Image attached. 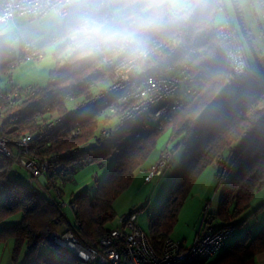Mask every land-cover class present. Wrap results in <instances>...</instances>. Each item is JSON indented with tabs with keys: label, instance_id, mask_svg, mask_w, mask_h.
<instances>
[{
	"label": "trees",
	"instance_id": "16d2710c",
	"mask_svg": "<svg viewBox=\"0 0 264 264\" xmlns=\"http://www.w3.org/2000/svg\"><path fill=\"white\" fill-rule=\"evenodd\" d=\"M190 2L197 3L199 9L189 14L186 19L177 21L159 40L177 42V52L166 56L165 51L153 58L154 65L160 70L177 63L187 66L185 76L196 84L192 98L183 103L177 112L156 123L155 129L151 128L138 139L134 138L130 125L125 124L117 126L119 132L115 140L93 142L91 138L93 139L96 130L97 114L89 113L79 120L82 129L79 136H61L43 151L46 155L58 154L59 162L68 166L67 182L87 166L93 165L105 171L104 177L96 182L97 188L93 197L87 192L71 197L69 207L75 219L73 225L67 222L63 214L61 193L59 197L51 196L47 194L49 191L45 190L47 195L40 194L13 180L10 172L13 166H18L11 159L0 155V224L6 217L21 215L20 222L4 225L0 229V243L12 242L13 264L19 261L22 251L23 264H80L81 261L77 257L53 243L50 235L63 227L85 247L97 246L114 228V201L131 186L135 173L147 162L157 140L168 131L171 132L168 144L177 142L164 150L174 154L189 138L193 143H187L188 148L185 149L187 165L159 205L156 215L149 220L150 241L157 250L170 238L178 213L194 182L208 166L217 165L218 170V167L223 165L229 173L231 169L236 168L223 188L218 211L214 216L220 224L215 226L234 231L238 225L264 209L262 204L256 211L248 214L254 194L264 188V88L250 84L236 91L231 87L235 93L244 91L243 97L228 101L218 108L211 107L218 92L230 84L233 78L228 66L219 59L220 53L214 33L215 28L225 20L221 16L224 11H217V4L222 0ZM197 33L204 37L200 44L193 43ZM191 50L196 54L191 62H187L184 56ZM8 57L5 50H0V95L12 89L31 88L36 93L26 102L37 101L29 107L22 102L23 114L15 124L12 132L14 138L20 133H33L40 128L37 121L40 119L36 120L34 116L42 105L64 93H77L80 83L88 79L96 80L104 70L103 66L89 72L87 65L65 63L63 66L57 65L56 69L50 72L49 83L45 88H18L10 85L5 89L1 87L4 78L11 84L7 75ZM144 71L148 73L150 69L145 67ZM201 72L205 75L197 76ZM6 108L7 103L0 96V111L3 110L2 113L7 114L9 110ZM3 123L4 121L0 122V127ZM195 135L198 136L197 140L193 139ZM217 186L220 187L218 181ZM139 211L140 208L131 210L122 218L131 214L137 215ZM42 248L48 249L50 254H42ZM58 253L67 254L68 258L56 256ZM261 253H264V228L253 238L246 233L234 240L211 264H254L256 256Z\"/></svg>",
	"mask_w": 264,
	"mask_h": 264
},
{
	"label": "built area",
	"instance_id": "2783aa9c",
	"mask_svg": "<svg viewBox=\"0 0 264 264\" xmlns=\"http://www.w3.org/2000/svg\"><path fill=\"white\" fill-rule=\"evenodd\" d=\"M257 4L264 18V0H258ZM217 11H224L222 3L217 4ZM214 33L220 53L219 59L232 72L233 89L238 91L250 84L264 88V80L250 71L243 46L231 23L224 20L215 28ZM203 40V35L197 33L193 43L200 44ZM178 47L177 42L159 41L158 49L149 60L165 51H167L166 56H172L177 52ZM195 54L196 52L191 50L185 54L184 58L187 62H191ZM32 60L40 59L34 56L28 60L26 54L20 50L14 57L8 58L6 60L9 62L8 79L10 80L22 63ZM57 65L64 64L60 65L57 62ZM148 68L150 69L148 73L142 71L124 79L116 75L113 67L104 66L103 72L96 80L88 79L80 83L77 86V93H64L42 105L34 116V119H40L37 120L40 128L33 133L29 131L20 133L15 138L12 132L23 114L21 104L24 102V105L29 107L36 103L37 101L31 100L26 102L29 97L35 95L36 91H32L31 88L12 89L6 94H1L9 112L4 114L3 110L0 111V122L4 121L3 126L0 127V155L11 159L32 178L41 180L45 191L52 190L59 197L60 187L69 178L66 171L68 166L59 162L58 154L46 155L43 151L61 136H79L82 131L79 121L81 118L89 113H96L97 120L103 117L116 121L114 128H105L100 131L98 137L93 138V142L104 143L117 138L118 125H130L144 116L159 123L180 109L181 102L178 99L172 101L180 92L183 79L171 73L175 65L163 70L156 66ZM186 69L187 66L182 65L181 73L188 83H192L193 81L185 76ZM203 75H205L204 72L197 74V76ZM188 93H194V90L188 88ZM160 103L163 104L153 112L151 108ZM150 129L151 126L143 122L140 130L133 132V136L138 139ZM193 139L197 140L198 136L195 135ZM183 148L187 149L188 145L184 144ZM172 159V152L162 151L158 160L148 170L144 181L150 182L152 178L162 176ZM219 161L221 162V159ZM186 165L185 163L184 166ZM228 173L229 170L223 165L216 171V181L221 188H224L229 181ZM97 181L98 178L95 177V182ZM204 211L202 226L193 244L188 248L181 241L169 238L164 241L161 249L157 250L152 245L149 235L140 228L136 214L120 218L117 226L109 231L95 247H85L63 227L53 232L50 239L85 264H195L205 262L209 256L215 255L223 247L224 242L234 235L232 229L219 228L212 224L207 214V206Z\"/></svg>",
	"mask_w": 264,
	"mask_h": 264
},
{
	"label": "clouds",
	"instance_id": "9594fccd",
	"mask_svg": "<svg viewBox=\"0 0 264 264\" xmlns=\"http://www.w3.org/2000/svg\"><path fill=\"white\" fill-rule=\"evenodd\" d=\"M189 0H0V40L43 64L144 71L162 35L195 13Z\"/></svg>",
	"mask_w": 264,
	"mask_h": 264
},
{
	"label": "rangeland",
	"instance_id": "374dc122",
	"mask_svg": "<svg viewBox=\"0 0 264 264\" xmlns=\"http://www.w3.org/2000/svg\"><path fill=\"white\" fill-rule=\"evenodd\" d=\"M223 1V6H224V12L221 13V16L223 19L228 20L231 25L233 26L235 32L239 36V40L243 46L244 49V54L245 56L247 55L248 61L250 63L251 68H253L255 74L259 75L258 68L252 58L251 53L249 52L245 42L243 41L242 37L240 36L239 28H238V22H237V17L235 14V10L233 7V3L231 0H222ZM237 6L239 9L240 17L242 19V22L244 24L245 29L249 32V35L252 39L253 46L255 48V51H258V48H261L262 45H264V41L260 39V37L264 38V18H262V11L259 12V16H256V12L254 6L250 4L249 0H236ZM258 15V14H257ZM218 46V43H217ZM257 53V52H256ZM162 55V54H160ZM157 58V57H154ZM152 58L149 62L146 63V68L150 67H155V59ZM247 60V59H246ZM175 69L171 71V73L180 76L182 79V88L180 92L172 99H178L181 104L189 101L192 96L195 94V89H196V84L193 81L192 83H188L187 80L184 79V75L181 73V66L182 63H177L174 64ZM249 66V64H248ZM57 64H43L41 61H26L22 63L20 73L18 75V78L24 82L23 87H26L28 85H33L45 88L47 87L49 83V74L51 71L56 69ZM249 67L250 71L253 73ZM254 74V73H253ZM254 74V75H255ZM256 76V75H255ZM233 77V76H232ZM260 78V77H259ZM17 77H14V81H16ZM232 81H230V84L225 85L215 96V98L212 100L211 107L212 108H218L223 106L225 103L228 101H235L244 95V91H240L238 93H235L233 91L232 87ZM2 87L7 89V87H10V82L4 78L1 81ZM188 88H192L194 90V93H188ZM164 103V102H163ZM163 103L156 104L154 105L151 110L154 112L156 109L159 108V106ZM182 106V105H181ZM149 115V114H148ZM143 121L145 119L141 117L140 119L132 122L130 124V128L132 130V133L134 131L140 130ZM97 126L96 130L94 132V136L98 137L99 133L101 130L105 128H114L116 126V121L115 120H108L104 119L103 117H100L97 120ZM152 129H155L156 123L153 121H150L148 123ZM171 132H165L158 140L155 146L154 151L151 153L150 157L148 158L147 161L155 157L157 150L163 148L162 151L166 147L170 148L174 146V144L177 142L169 143V138H170ZM91 140H93L91 138ZM90 140V142H91ZM158 160V159H157ZM156 160V161H157ZM155 161V162H156ZM154 162V163H155ZM147 164V162H146ZM146 164L145 167H146ZM236 169V168H235ZM235 169H231L230 173L228 174V177H232L233 174L235 173ZM105 171L98 169L96 166H87L84 169L80 170L76 175H74L72 178L74 179L73 181L66 182L63 186L60 187L59 193L60 195V201L62 203V208H63V214H65L66 220L70 225H73L75 222L73 213L69 207V199L73 195H77L82 192H87L90 197H93L97 188V183L95 182V177L98 176V179L101 180L104 177ZM138 172L135 173L137 175ZM96 174V176H94ZM10 176L13 180H16L18 183L25 185L28 189L31 191H35L37 193L42 194L43 189L41 187H38L36 185V182H38L37 179L32 178L29 176L26 172L23 170L19 169L16 166L12 167V170L10 172ZM136 177V176H135ZM138 177H136L134 183L127 189L125 190L113 203V209L116 214V218L113 222V227L117 226V222L120 218L123 216L127 215L134 207L136 209L140 208L141 211L137 214L138 217V224L140 228L149 235V220L153 218L157 210L159 208V205L162 203V201L165 199L166 195L169 193L170 188H172L173 184L170 182L166 177H160L155 179L151 184L145 185L142 183H138L137 181ZM153 179V178H152ZM151 179V180H152ZM178 179V178H177ZM72 180V179H71ZM41 182V180H40ZM42 183V182H41ZM220 188V187H219ZM35 189V190H34ZM192 189V188H191ZM222 190V188H220ZM192 192L190 191L189 196L187 197L186 201L184 204H186L190 198H191ZM183 204V206H184ZM264 204V188L261 190L257 191L252 200L250 201V212L248 214H251L253 211H256V209ZM180 209L182 212L184 211L185 207ZM204 209H202V206L200 207L199 213L204 214ZM203 219V218H202ZM21 221V215L20 214H15L9 217H6L1 221L0 225H12V224H17L18 222ZM202 222V220H201ZM182 227V223L179 222L178 224H175L173 227V230L171 232V238L175 237L177 234L178 230ZM264 228V209H262L259 213H257L254 216H251L248 220L243 222L242 224L238 225L234 229V235L231 239L227 240L224 242L223 247L213 256H209L206 260L205 263L211 264L214 263L228 248L229 246L236 240L237 238L242 237L240 234L243 232L245 235L247 230L249 229L251 231V236L252 238L255 237V235L262 229ZM239 234L241 236H239ZM195 237L193 238L192 242H189L185 247H190L193 244ZM174 241H180V240H174ZM8 249L11 248L12 252V242H8ZM41 253L44 255H49L50 252L48 249L42 248ZM56 256L63 257V258H68L67 254H56ZM17 264H23V251L20 254L19 262ZM80 264H85V263H80Z\"/></svg>",
	"mask_w": 264,
	"mask_h": 264
},
{
	"label": "crops",
	"instance_id": "0c3cea01",
	"mask_svg": "<svg viewBox=\"0 0 264 264\" xmlns=\"http://www.w3.org/2000/svg\"><path fill=\"white\" fill-rule=\"evenodd\" d=\"M190 1L191 0H189V2ZM249 1H250V4H252V6H254V8H256L255 9L256 16H259L260 14L258 11H261V9L258 7V4H257L258 0H249ZM221 3L223 5V1ZM262 30H264V29H262ZM260 39L262 41H264V38L260 37ZM0 50H5L9 55L8 58L14 57L19 52V50L12 51L10 49H6L4 47V43L2 40H0ZM256 52L260 58L262 65H264V45H262L261 48H258V51H256ZM246 59H247V62L249 64V67L251 68L247 55H246ZM21 65L17 68V70L14 72V74H12L10 81H11V85H13V86H16L18 88H25V87H23L24 82H22L18 78V75L21 72L20 71ZM251 70L255 74L253 68H251ZM255 75L258 78L259 77L261 78L260 74L259 75L255 74ZM14 77H17L16 81H14ZM30 86H34V84L28 85L26 87H30ZM1 87H2V85H1ZM8 88L9 87H7V89ZM143 118L145 119V121H143V122L149 123L151 121L147 116H144ZM187 143H189V144L193 143L192 139L189 138V140H187V142L185 144H187ZM163 148H161V146H160V149L157 150L155 157H153L152 159L147 161V164L145 163L146 167H145V165H143L142 169L140 171H138L137 175H135L136 177H138V179H137L138 183L148 185V184H151L155 179L160 178V177H166L170 182H172L171 184L175 183V181L177 180V178L181 174L182 170L184 169V164L187 160L186 159L187 152L183 148V145H182V147L178 148V150L173 154V159H172L169 167L162 174V176L154 177L150 182L144 181V178L147 175L148 170L154 164V162L159 158L160 154L162 153ZM216 171H217V165H211V166H208L206 169H204L201 172V174L198 176V178L196 179V181L194 182V184L192 186V189H191L192 194H191L190 200L186 204H184V206H183V207H185L184 211L182 212L180 210L178 213V216H177L176 224L181 222L182 227L180 228V230H178L175 237H173V239H172L170 236V239L180 240L184 245H187L189 242H192L193 238L197 235L198 230L202 226L201 220H202L204 214L199 213L201 206H202V209L207 206L208 215L210 214L213 225L220 224L219 220L215 219L214 216L216 215V213L218 211L219 201H220V198H221V195L223 192V188H222V190H220L221 187L219 188L217 186ZM104 175H105V173H104ZM94 176H96V174ZM135 176H134L132 184L134 183V181L136 179ZM97 178H98V176H97ZM73 180L74 179L72 178L71 181H73ZM36 185L43 189L42 183L39 180H38V182H36ZM42 194H44V195L49 194L51 196L56 197V194L51 192V191H49V193L46 194L44 189H43ZM69 201H70V199H69ZM134 209H136V208L134 207L132 210H134ZM248 211H250V207H249ZM212 216H213V218H212ZM3 226L4 225H0V229ZM246 233H248L250 235V237H252L251 236L252 233L249 229L247 230ZM240 234L242 236H244L243 232H241ZM240 234H239V236H241ZM8 242L0 243V264H13L11 261V248L8 249V247H9ZM254 264H264V253H261L258 256H256Z\"/></svg>",
	"mask_w": 264,
	"mask_h": 264
},
{
	"label": "water",
	"instance_id": "95a60500",
	"mask_svg": "<svg viewBox=\"0 0 264 264\" xmlns=\"http://www.w3.org/2000/svg\"><path fill=\"white\" fill-rule=\"evenodd\" d=\"M231 1L233 3V7H234L235 14H236V17H237V22H238V28H239L240 36L242 37V39L245 42L249 52L251 53L252 58H253L256 66L258 68V71H259V74H260L262 80H264V65H262V63L260 61V58H259L258 54L255 51V48L253 46V42H252V39H251V37L249 35V32L244 27V24H243L242 19L240 17V13H239V9H238L236 0H231Z\"/></svg>",
	"mask_w": 264,
	"mask_h": 264
}]
</instances>
